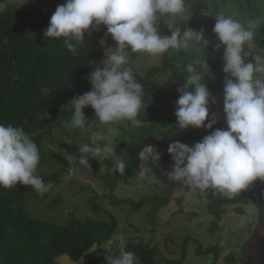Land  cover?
<instances>
[{"label": "clouds", "instance_id": "9594fccd", "mask_svg": "<svg viewBox=\"0 0 264 264\" xmlns=\"http://www.w3.org/2000/svg\"><path fill=\"white\" fill-rule=\"evenodd\" d=\"M186 5L187 0H65L55 9L44 37L63 39L64 46L72 50L85 40L90 26L104 25L116 43L114 49L106 50L103 66L90 74L92 90L75 96L66 106L71 116L61 120L60 126L67 132H79L84 137V142L78 143L80 165L90 167L93 159L111 157L116 170L125 173V160L114 154L113 141L120 134V126L141 123L138 117L146 105L145 88L136 79L130 54L157 57L169 50H195L198 44L205 47L203 30L176 26V20L186 13ZM214 18L213 32L220 42L216 48L224 46L223 112L227 128L216 129L193 146L176 141L167 150L173 160L168 180L187 189L189 199L209 190L231 197L253 181H264V49L255 54L245 50L246 46H257L255 38L264 25V16L241 22L220 11ZM161 19L170 35L161 34ZM250 55L253 62L246 63ZM183 70L187 75L177 90L176 128L211 129L215 115L207 124L205 121L209 102L216 101L203 83L208 65L203 57L196 58L184 63ZM85 107L94 111L95 121L86 120ZM137 156L144 162L141 175L160 183L148 167L159 161V151L149 144ZM40 160L38 145L30 134L20 126L0 123V188L11 189L19 183L41 195L47 193L52 184L37 174ZM110 253L106 264H140L133 251Z\"/></svg>", "mask_w": 264, "mask_h": 264}, {"label": "trees", "instance_id": "16d2710c", "mask_svg": "<svg viewBox=\"0 0 264 264\" xmlns=\"http://www.w3.org/2000/svg\"><path fill=\"white\" fill-rule=\"evenodd\" d=\"M227 1L187 0V15L178 18L176 26L195 31H199V28L213 31L215 18L212 15L219 11L226 14ZM64 3L65 0H23L22 3L0 0V123L20 126L31 135L40 151L39 165L49 161L59 165L60 168L54 172L38 174L45 183L51 184L59 182L61 173L66 172L70 164L56 151H46L44 139L51 132L50 127L54 123L71 116L66 107L71 100L92 90L90 74L96 68L95 63L104 57L108 49L105 36L99 28L86 31L85 40L75 45L72 50L64 46L63 39L52 40L44 37L50 17L57 6ZM251 14L250 11L245 12L247 17ZM159 28L162 35L171 34L163 19L159 22ZM255 44L257 46L252 48L246 46V52L255 54L264 49V25L255 38ZM171 51L161 55L158 64L143 71L133 65L136 54H130L136 79L145 88L146 105L144 112L141 111L138 117L141 121L139 125L132 126L129 123L127 127H120L124 138L119 143L126 150V155L122 157L126 163V171L123 175L116 172L114 177L108 169V174L98 176L97 163L94 159L90 161L92 174L109 185L110 203L125 201L130 204L131 209H135L146 202L147 198L137 203L129 199H115L112 191L119 178L129 180L142 172L144 162L138 159L139 150L151 144L160 153V163L171 162L172 157L167 151L171 143L179 141L190 145L197 138H204L218 128H227L223 101L217 97L215 104L209 102V118L205 121L207 124L215 115L216 122L211 129L176 128L175 111L179 99L177 90L183 87L187 74L184 71L171 72L175 75L174 79L166 77L159 80L168 72L173 56ZM182 54L184 52L180 53ZM210 56L212 57L211 53ZM192 59L191 57L190 60ZM208 62L213 71L217 58ZM209 75L205 78H209ZM220 79L225 82L226 74L223 73ZM83 112L85 117L95 114L91 107H85ZM49 141L54 142L53 138ZM115 141L118 140L115 138ZM66 153L74 158V165H80L77 150L66 146ZM104 161L108 168L113 167V158ZM94 195L88 198L87 203L93 212H103L105 219H80L70 215L65 224H53L30 218L25 213L27 196L40 200L47 193L41 195L30 186L19 183L11 189L0 188V264H57L56 259L61 255H66L80 264H106L105 244L113 237L117 224L113 214L95 202ZM194 196L207 201L206 210L216 220L221 219L228 206L233 207L236 214L242 215L245 207L252 204L259 216L255 229L264 211V181L261 180L253 181L247 189L231 197L215 190ZM161 201L166 203L165 198ZM58 202L60 199L57 197L49 201L48 205L53 207ZM216 220L213 222L215 225ZM255 229L241 247L239 258L235 257V252H229L222 258L215 253L212 264H217L220 260L223 264H238ZM124 251H133L139 257L140 264H164V259L157 253V247L149 243L127 241ZM167 262L182 264V259Z\"/></svg>", "mask_w": 264, "mask_h": 264}, {"label": "rangeland", "instance_id": "374dc122", "mask_svg": "<svg viewBox=\"0 0 264 264\" xmlns=\"http://www.w3.org/2000/svg\"><path fill=\"white\" fill-rule=\"evenodd\" d=\"M13 1L23 2V0ZM227 7L226 14L233 15L241 22L255 16H264L263 0H228ZM255 9L259 12L256 13ZM247 11L252 12L248 17L245 15ZM215 15L214 13L212 16ZM95 28L102 30L108 49H114L116 43L110 35H107L106 27L99 25ZM95 28L90 26L88 31L90 32ZM202 30L204 33L203 39L207 41L205 47L203 44H198L195 50H182L180 52L172 50L173 56L168 66V72L161 76L159 80L162 81L166 77L174 79L175 75L171 72L184 71L183 65L191 61V57L193 59L203 57L209 68L208 74H210L209 78H204L203 83L206 84L212 97H217L223 101L225 82L220 77L224 73V46L217 49L216 44L219 40L215 33L210 30L205 31L204 28ZM181 52H184V54L180 55ZM134 54H136V58L133 60V65L140 71L158 64L160 60V56L150 57L143 53ZM215 57L217 58V64L212 71L211 64L208 61ZM105 59L106 56L104 55L100 61L95 63V66L102 67V62ZM245 62H253L252 56L250 55ZM85 118L89 122L96 120L95 114L92 117L86 116ZM60 124L61 120L50 127L51 132L46 135L44 146L46 151H56L70 166L66 172L61 173L59 182L52 184L45 198L35 200L31 196H27L25 213L28 217L53 224H65L70 215L80 219L103 220L105 214L103 212H93L87 203L89 197L98 194V196L94 195L96 196L95 202L111 212L117 224L113 237L105 244L107 256L111 254L110 252L119 255L124 252L125 243L132 241L156 246L157 253L164 259V264H170L167 261L177 262L180 259H182V264H212L215 253L220 258L229 252H235L236 258L240 257L241 247L255 229L259 219L258 211L252 204L245 207V212L242 215L236 214L233 207L228 206L221 219L216 220L212 214L207 212V201L205 199H198L195 196L189 199L186 195L187 189H181L182 185L180 183L168 180L167 173L172 170L173 160L166 163L158 161L155 164H149L148 167L151 168L152 174L157 177L160 183L149 181L141 173L129 180L119 178L115 182L112 190L115 199L123 201L129 199L137 203L141 199L147 198L141 206L131 209L130 204L125 201L110 203L109 199L111 198L108 197L110 188L106 181L103 183L97 179L92 174L90 167L74 165V158L66 153V146L79 152L78 143L84 142V137L75 131L67 133V130L61 127ZM97 127L101 128L102 131H107L103 126L97 125ZM52 138L53 143L49 141ZM123 138L124 136L120 133L116 137L118 141H113L114 154L120 158L126 155L125 148L119 143L123 141ZM202 139L197 138L195 142L188 146H193ZM94 160L99 168L98 176L105 174L109 169L110 174L115 177L114 173L118 171L115 167L114 158L112 161L113 167L111 168H108L104 159ZM59 168L58 164L49 161L38 165L37 174L51 173ZM103 194L108 195L107 197L101 196ZM57 197L60 202L53 207H49V201ZM163 198L166 199V203L161 201ZM215 220L217 221L216 225L213 223ZM56 261L57 264H80L73 262L66 255L59 256ZM217 264L223 263L220 260Z\"/></svg>", "mask_w": 264, "mask_h": 264}, {"label": "water", "instance_id": "95a60500", "mask_svg": "<svg viewBox=\"0 0 264 264\" xmlns=\"http://www.w3.org/2000/svg\"><path fill=\"white\" fill-rule=\"evenodd\" d=\"M238 264H264V211Z\"/></svg>", "mask_w": 264, "mask_h": 264}]
</instances>
